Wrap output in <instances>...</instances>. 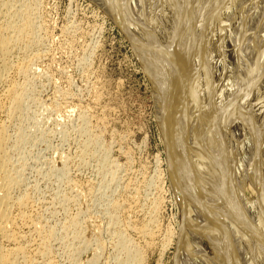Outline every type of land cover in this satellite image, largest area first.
<instances>
[{"label": "bare ground", "instance_id": "1", "mask_svg": "<svg viewBox=\"0 0 264 264\" xmlns=\"http://www.w3.org/2000/svg\"><path fill=\"white\" fill-rule=\"evenodd\" d=\"M95 1L123 27L154 84L182 225L180 233L161 231L159 194L144 198L148 206L141 209L144 217L139 222L136 214H130L133 208L126 199L108 195L100 212L102 221L108 220L115 250L108 264H144L146 245L131 232L149 245L159 239L166 246L182 237L176 264H241L243 260L264 264V0ZM40 2L0 0V264H59L62 253L70 264H81L78 257L89 242L84 240L83 221L88 211L84 206L73 213L68 210L74 197L66 192L81 187L70 179L67 161L55 169L69 188L63 194L56 192L52 201L37 200L35 186L27 183L25 175L28 160L22 148L33 136L25 123L34 118L31 103L41 105L33 77L42 74L41 64L48 56L42 50ZM54 97L49 110L57 106ZM70 105L68 112L73 110ZM88 111L86 107L78 111L82 140L77 155L82 164L88 155L98 158L99 185L104 190L113 181L119 183L122 164L118 167L111 161L110 147L102 143L103 117H94V122ZM18 151L22 156H17ZM152 179L148 185L159 189L161 181ZM119 186L129 190L128 183ZM94 188L82 187V196L94 195ZM55 201L66 214L52 224L47 214L53 218L57 214ZM216 205L229 217L237 239L234 247H228L221 235ZM205 218L210 234L204 231ZM208 236H212L209 241ZM96 243L99 250L105 244L100 238ZM99 254L82 264H98Z\"/></svg>", "mask_w": 264, "mask_h": 264}, {"label": "rangeland", "instance_id": "2", "mask_svg": "<svg viewBox=\"0 0 264 264\" xmlns=\"http://www.w3.org/2000/svg\"><path fill=\"white\" fill-rule=\"evenodd\" d=\"M98 4L97 1L94 3V0H41L38 12L40 21L44 25L42 32L43 37H45L42 50L44 48L43 52L48 56L42 62L43 65L41 64L44 68L42 74L33 77L34 79L36 77L34 82L36 87L38 86L36 89L41 98V105L37 103H31L30 105L31 114L34 118H30L25 125H27V133L33 136L24 145L25 149L22 148V155L25 154V159L28 160L25 171L26 181L29 182L28 184L31 187L35 186L34 194L36 198H38L37 195L39 196L37 200L52 201L56 196V192L58 195L68 190L69 187L66 186V181H60L61 178L59 179L60 176L57 175L58 171L56 170L61 169L64 161H67L68 172L71 175L70 179L75 183L78 182L79 187L95 186L94 195L82 196L81 188L69 189L66 192L74 197L72 205H69L71 207H67L68 210L71 208L70 211L73 213L84 206L83 208L86 207L88 211L87 215L84 214L86 216H83V221L86 231L84 240L89 242L85 243L84 251L82 250L81 257H78V262L81 264L90 260L97 253H100L98 264H108L115 251L108 233V220H103V222L100 214L110 194H118L126 199L129 208H133L134 214L131 212L130 214H136L133 217L136 219L137 216L138 222L144 217V212L141 209H146V206H148L144 200L146 198L148 200L149 196L152 199L159 194L162 200L158 214V225L161 231L172 229V232L177 231L180 233V229H182V225L179 227L180 211L176 199L177 185L172 179L167 164V144L156 112L154 84L147 71H145L146 69H144L145 67L140 57L137 56L133 43L123 27ZM54 96L58 101H56L57 109L50 108L49 110L47 109L48 105L55 98ZM97 98L100 99L99 102ZM43 102L48 104L44 105ZM69 105L71 107L68 108L75 109L74 112L73 110L72 112L66 110V106ZM82 107L89 109V115L92 114L90 119L94 122L96 118L100 120L103 117L101 121L104 126H102L101 135L104 134L105 136H101L102 143L110 147L109 158L111 161L118 164V167L122 164L120 167L122 170L119 169L120 171L117 174L122 181L119 179L118 184L113 181L110 183L112 187L109 184L104 190L101 184L99 185L102 176L97 168L98 158L88 155L86 157L89 161L87 158L83 164L81 160L79 161L82 137L81 132H79L81 122L79 121L78 111ZM78 153L79 155H77ZM16 154L22 156L19 151ZM157 175L159 176L157 177ZM109 176L107 175V178ZM153 177L155 178L152 179ZM151 179L156 183L161 181L159 189L151 188L148 185ZM122 182L124 184L128 183L129 190H125V186L122 190L119 186ZM100 187L103 192L101 189L99 190ZM130 188L133 192L130 191ZM106 189L107 191H105ZM104 192L107 193L104 195ZM58 204L55 201V205H53L59 212L54 214V218L49 216V213L48 216L46 215L49 218V223L55 224L58 222L57 220L61 221L65 218L63 216V214H66L63 210L64 207L60 205L61 203ZM137 204L139 208L136 207ZM216 210L222 223L221 235L225 239L226 245L228 247L236 246L237 239L234 237L233 229L229 224V217L225 211H222L220 206L217 207L216 205ZM47 212H49V209ZM203 223L204 231L207 230L206 234H210L209 219L205 218ZM134 234L133 232L130 233L142 246L146 245L145 254L147 255L144 264H176L182 237L179 240L176 238L171 243L163 246L159 239L149 245L144 242L143 238L140 239L137 234H135V237ZM98 238L102 239L103 244H106L103 248H100L101 251L96 243ZM205 239L209 241L212 236L205 237ZM238 251L241 252V250ZM63 254L60 255L61 257L59 256V264H70L69 257L65 254L63 256ZM212 264H216V261H213ZM241 264H245V261L243 260Z\"/></svg>", "mask_w": 264, "mask_h": 264}]
</instances>
